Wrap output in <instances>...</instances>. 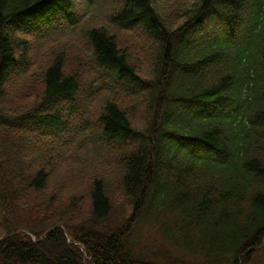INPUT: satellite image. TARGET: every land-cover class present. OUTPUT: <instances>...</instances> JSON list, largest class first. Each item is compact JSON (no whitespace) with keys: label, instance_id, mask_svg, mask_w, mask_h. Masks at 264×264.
<instances>
[{"label":"trees","instance_id":"obj_1","mask_svg":"<svg viewBox=\"0 0 264 264\" xmlns=\"http://www.w3.org/2000/svg\"><path fill=\"white\" fill-rule=\"evenodd\" d=\"M116 3L113 24L158 44L153 78L139 79L128 49L106 28L87 32L81 67L146 92V121L135 128L124 109L105 101L92 134L116 155L119 175L115 184L96 179L88 200L69 183L84 186L90 169L55 185L49 165L35 164L29 198L18 183L24 172L0 175V264H264V0H198L175 29L153 0ZM74 14V0H0V144L23 131L30 141L19 153L32 159L61 152L53 144L67 151L83 125L77 119L106 87L96 91L85 75L68 73L64 52L35 63L15 31H39ZM219 14L232 26L246 21L244 35L233 27L210 31L206 19ZM49 185L45 200L35 196ZM26 206L34 213L26 215ZM14 207L23 220H14ZM86 211L97 221L76 229ZM120 212L134 231L101 237L99 225Z\"/></svg>","mask_w":264,"mask_h":264},{"label":"rangeland","instance_id":"obj_2","mask_svg":"<svg viewBox=\"0 0 264 264\" xmlns=\"http://www.w3.org/2000/svg\"><path fill=\"white\" fill-rule=\"evenodd\" d=\"M115 1L116 0L81 1L78 6V12L80 15L78 22L75 25L71 24L67 26L63 30L58 31L56 32V34L49 37L48 38V42H50L49 45L40 44L39 41L37 40V37H33V34L23 37L20 35L17 36L18 38H21L26 41L27 49L30 53L32 60L35 63H39L41 61L50 62L49 60L55 57L53 55V52L55 51H59V53L60 52L67 53L69 62L68 64H66L65 67L66 71H68V73H71L75 70L78 74L85 75L88 79L89 84H92L96 79L95 75H93L92 72L90 73V70H88L87 65H85L84 68L81 67L82 64L80 60L82 58H85L89 54L86 32L94 27H99V28L104 27L108 29L109 32L112 33V35H114L116 41L120 46L123 47L130 46L132 49H135V46L139 45L140 49L129 50L128 53H130L129 55L130 58L134 60L133 63L137 67L136 69L139 73V76L144 78L149 73L148 63L145 62L146 59L148 58L146 56L147 55L149 56L150 54L149 57L150 59L153 53L159 52V49H157L156 47L153 50H143L147 52V54L142 52L141 57L137 58L136 55L137 51L139 50L142 51V48L147 49L148 46L151 45L147 43H142V44L135 43V41H140L139 36L142 35V33L136 34L135 31H130V32L122 31L118 29L116 25L109 24L110 15L116 10ZM194 3L195 0H153V5L156 11L162 16L163 19H165L168 27L170 28H176L184 22L187 16V13H185L184 11L187 10L188 12L190 9H192ZM143 38H145L144 35ZM142 40L140 42H142ZM53 43H58L60 47L53 45ZM106 99L107 100L114 99L112 101L116 100L118 105H120L126 111H129L132 117L131 119L132 123L135 128L141 129L140 126H142L145 123L147 116L145 111L146 104H145L144 95H140L137 98L134 97L133 99L129 98L132 102H128V99L126 98L123 89L113 91L112 93L111 91H107V90L101 91L99 94L95 95L91 99V109L88 110L87 113H85L86 119L89 121L90 125L87 126L85 129L78 130L82 133V137L79 141H77L74 144L75 150L71 152V154H73L75 151H77L78 154L69 157L68 163L73 164V166L76 168L85 166L87 167V169H91L93 167L91 169L92 172H95V170H99V169L106 171V176L108 175L109 176L108 179H110L109 182H113L115 184L116 182L114 181H116V178L114 172H116L119 166H114L112 159H109L108 161H91L94 159H102L106 156L105 151L102 148H99L97 144L94 142L95 140L92 134L94 127H96L97 125L96 120L98 117V112H100V109L102 110L103 103ZM132 105H134L135 108H133ZM35 140L38 142L36 138ZM57 165L66 166V164L56 161L55 166ZM51 167H53V165L50 166V169ZM96 167H98V169H96ZM65 169L66 168L62 169L64 176L67 178L72 177L70 173H65ZM85 171H86L85 169H78L75 175H79L80 173ZM62 180L59 181L60 184ZM69 186L71 187V191L77 193L75 197H85L86 200L89 199L88 192L90 188H88L87 186H82V185L77 186L70 183ZM112 190H113L111 191L112 197L115 198L116 200H119L118 199L119 194L114 189ZM19 215L21 216L20 213ZM1 236L2 234H0V237Z\"/></svg>","mask_w":264,"mask_h":264},{"label":"bare ground","instance_id":"obj_3","mask_svg":"<svg viewBox=\"0 0 264 264\" xmlns=\"http://www.w3.org/2000/svg\"><path fill=\"white\" fill-rule=\"evenodd\" d=\"M63 57H64V61L65 62H69V58H68V54L67 53H64ZM53 59H55V57H53ZM9 135H12L11 144L9 146H3V145L0 144V175L2 177H8V176H12V175H14V174H16L18 172L20 173L21 171L24 172V174H23V175H25L24 183H23V181H21V177L18 180V183H19L20 189L22 191L26 192V195H27L28 198L30 197L29 194H31V191L27 187L28 182L38 172V167L35 164H37V165L41 164L43 166L49 165L48 169H50V166L53 165V167H51L50 171H47L48 174H50V183L51 184H55V185L58 184V183L60 184L59 181L62 180V179L63 180L61 181V183L62 182L68 183L66 181L65 177H64V174H63V170L62 169H64V168H66L65 169V173H70L72 176H75L72 173L73 172L72 171V164H70L68 162H60V163L66 164V166H64V165L55 166V163H49L47 161V158H50L47 155L37 154V155H40V156H36V157H34L32 159V157H30V156H26V155H23V154L19 153L22 143L23 142L26 143V142L30 141V139H27L28 135L25 132H23V131H15V132H13L12 134H9ZM17 145L19 147L18 150L16 148ZM94 173H91V175L89 176L90 177L89 179L86 178V180L84 181V186L87 185V187L89 188L91 185H93L96 182V179H101V180L105 179L110 184V182H109L110 179H108V177H109L108 175L106 176V171H103V170L99 169V170H95ZM57 177H58V179H57ZM21 187H23V188H21ZM49 188H55V186L48 187V189L46 191H44V193H42L41 191H38L36 189L35 196L38 197V198L43 196L41 199L45 200V198H44L45 195L44 194H47V196L50 194ZM31 190L34 191V188L32 187ZM32 194H34V193H32ZM27 204H29V200H28ZM32 208H33L32 206H26L25 207L26 215H29L31 212H33V211H31ZM34 209L36 210V213L39 216L49 215L46 212H44L45 210H43V209L38 211L36 209V206L34 207ZM85 209L88 210V208H85ZM89 210H90V207H89ZM87 213L88 212L86 211V212L80 214V219L81 218H84V219H83V221H78V223H77L78 227H75L76 229H81V227H83V226L86 227L89 224H92V223L97 221L96 220L97 217L92 213V211H90V214H89L88 217H87ZM12 216H13L15 221H21V220L24 219V218H21V216L19 215V213L17 212L15 207L12 209ZM122 217H123L122 216V212H120L119 216L113 217L110 220H108L107 222H104V223L100 224L99 226H101V228H99V235L101 237H104V235H106V233L108 232L109 229H114V230H116V232L124 231V235L127 234V233H130V232H133L134 231L133 228L128 229V228H124L123 227V225H124L123 222L124 221H122ZM82 223H83V226L81 225ZM65 231L67 232L66 229H65ZM49 232L50 231H48L46 233V235H48ZM32 239L35 241L36 237L32 236Z\"/></svg>","mask_w":264,"mask_h":264}]
</instances>
